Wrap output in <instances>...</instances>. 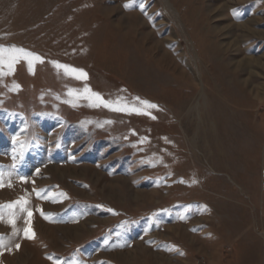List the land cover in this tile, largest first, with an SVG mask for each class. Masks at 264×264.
<instances>
[{
	"label": "rangeland",
	"instance_id": "374dc122",
	"mask_svg": "<svg viewBox=\"0 0 264 264\" xmlns=\"http://www.w3.org/2000/svg\"><path fill=\"white\" fill-rule=\"evenodd\" d=\"M130 2L0 0V264H264V0Z\"/></svg>",
	"mask_w": 264,
	"mask_h": 264
},
{
	"label": "snow or ice",
	"instance_id": "6c2138e0",
	"mask_svg": "<svg viewBox=\"0 0 264 264\" xmlns=\"http://www.w3.org/2000/svg\"><path fill=\"white\" fill-rule=\"evenodd\" d=\"M134 2H135V0H131V2L128 4H125L124 7L126 9H128L129 7L133 6ZM139 7H140L141 11L144 10L143 4H140ZM21 60L27 61L28 66H29V71L32 70V63L34 61L43 62L39 56H36L30 52H27L22 48H11V49L0 48V66H3V65H5V63H7V67L9 69V72L13 71L14 64L21 61ZM55 67L57 69L62 68L66 74H77L76 75L77 79H84V80L87 79V74L84 73L82 70L70 68L69 66L60 65V64H56ZM2 74L3 73H0V75H2ZM14 88H19V85H14ZM68 95L69 96L76 95L77 98H81V96H82L83 99H86L89 101V106H91V107L103 106V107L108 108V109L113 110V111H127L129 113L135 112L136 114H144V115L148 114L146 111H142L140 108H136V107L129 108L127 105L118 106L120 103L119 100H117L116 102L105 101L100 96L99 93L93 92L87 85H85V87L83 88L81 93H75L74 90L70 89L68 92ZM135 99L139 102V104H141L143 106L144 109H153V108L157 107L155 104H151L147 101L139 100V98H135ZM67 103H70L74 107L76 106V104L73 100H69V101H67ZM152 118L154 119L155 117H152ZM105 123H111V121H106ZM2 186H3V179H2V174H0V187H2ZM37 195L39 196V193ZM26 204H27V201L23 200V198H22L21 200L16 201L12 204L0 206V208L7 207L10 209H14L17 205H19L20 211L27 213L28 219H25V223L30 224V222H31L30 217L32 215V212H31V210H29L26 207ZM38 211H39V209H38ZM41 215L44 216V213L41 212ZM13 216H14V214H13ZM44 218L48 219L47 216H44ZM3 219H4L3 214H0V221H2ZM8 223L13 225V227H14V225H15L14 218H10L8 220ZM13 234H15V232ZM24 235L26 238L32 239L34 236V233H32L30 228H25L24 229ZM5 247H6V241L3 238H0V249H4ZM19 247H20L19 244H17L16 248L18 249ZM8 250L10 251L11 249H8ZM182 254L183 253H181V255ZM49 259H52V258L49 257ZM54 264H61V262L57 260V261H54ZM74 264H75V262H74Z\"/></svg>",
	"mask_w": 264,
	"mask_h": 264
},
{
	"label": "bare ground",
	"instance_id": "6f19581e",
	"mask_svg": "<svg viewBox=\"0 0 264 264\" xmlns=\"http://www.w3.org/2000/svg\"><path fill=\"white\" fill-rule=\"evenodd\" d=\"M69 169V168H68ZM72 169V168H71ZM55 171V170H54ZM52 172V171H51ZM71 172V171H70ZM73 227V226H72ZM79 227H80V225H79ZM72 229V228H71Z\"/></svg>",
	"mask_w": 264,
	"mask_h": 264
}]
</instances>
